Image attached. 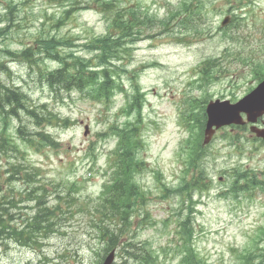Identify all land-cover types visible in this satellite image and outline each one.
I'll use <instances>...</instances> for the list:
<instances>
[{
    "label": "rangeland",
    "instance_id": "rangeland-1",
    "mask_svg": "<svg viewBox=\"0 0 264 264\" xmlns=\"http://www.w3.org/2000/svg\"><path fill=\"white\" fill-rule=\"evenodd\" d=\"M8 1L0 0V15L5 13ZM238 1L202 0L201 14L195 19L198 32L178 29L175 25L167 32L154 18L150 24L155 26L144 31L133 44L132 51L122 56L124 72L116 79L124 91L116 90L105 105L77 90L52 92L41 72L44 74L57 67L58 62L41 56L39 63L34 64L36 54L33 57L21 55L23 49L33 45L37 32L44 28V34L49 31L73 40L71 47L62 50L63 54L72 51L92 58V53L84 49L85 41L106 32L104 14L95 5L87 6L86 0H80L73 6L69 18L58 29H52L51 19L47 17L58 18L62 10L54 0H12L17 6L12 20L0 22V27H5L4 33L0 34V48H8L17 54L0 55V60L9 69L0 73V80L2 84L18 86L28 106L46 104L48 110L73 122L66 127H45L59 141L57 149L41 146L39 151H34L16 137L14 129L20 119L26 132L39 130L32 118L24 113L7 119L5 132L15 138L20 151L26 154V160L41 168L44 181L57 183L66 191L69 185L64 184L76 181L78 189L69 193L75 198L72 203L58 205L61 227L44 239L41 249L44 259L35 245L27 247L12 239H0V264H96L98 257L92 245H98L97 229L92 226L88 213L102 204L98 198L107 178V152L115 143L112 134L102 138L99 134L109 132L111 125L121 124L127 118L122 108L126 102L125 93H133L131 83L139 85L144 97L138 128L145 143L138 148V157L146 165H138L135 179L149 191V199L142 214L132 216L133 224L124 240L138 243L148 240L160 252L156 264H176L179 253L174 251V245L182 241L176 232L177 220L186 216L189 202L177 192H165L161 183L174 187L182 176L190 178L197 172L190 169L185 175L183 171L187 161L183 142L189 132L179 121L178 108H188L187 98L199 102L204 97V111L210 100L236 102L264 78V0H243L242 12L237 19L227 12V8ZM136 3L147 6L149 12L160 19L167 14L166 4L171 9L177 3L179 5L180 0H120V4L126 6ZM225 15L230 16V21L221 26L220 21ZM172 21L175 24L174 20L169 24ZM200 27L203 28L202 37ZM231 33L240 38L237 43L223 38ZM149 34L152 38L147 37ZM230 46L235 48L229 50ZM208 58L220 59L216 67L209 66L212 77L204 81L207 88L197 89L190 82L197 79L200 62ZM252 67L256 68L254 73ZM225 69L230 71L226 78L223 76ZM189 112H193L190 107ZM224 112L230 115V110ZM136 115L134 113L130 119L134 121ZM191 118L194 121L195 116L192 114ZM262 123L264 116L256 126ZM84 124L89 128L86 136H83ZM40 127L44 129V122ZM197 159L198 168H203L202 175L206 174L210 184L208 197H203L204 204H194L200 211L192 213L189 220L193 226L191 244L200 255L199 259L205 260L206 264H264V141L255 138L247 123L244 126L223 124ZM3 162L0 163L2 172ZM6 176L5 173L0 175L2 198L16 194L21 188L17 182H9L11 179ZM232 184L236 189L229 193ZM197 193H192V200L199 198ZM51 202L54 207L56 202ZM10 210L12 224H16L17 217L21 219L25 210L24 214L31 213L30 206L21 211ZM141 218L147 221L139 226ZM253 239L258 240L254 242ZM121 243L116 246L117 251L122 250ZM250 250V261L246 263L244 254ZM124 260V256L116 255V263L121 264ZM125 264L136 263L127 260Z\"/></svg>",
    "mask_w": 264,
    "mask_h": 264
},
{
    "label": "trees",
    "instance_id": "trees-1",
    "mask_svg": "<svg viewBox=\"0 0 264 264\" xmlns=\"http://www.w3.org/2000/svg\"><path fill=\"white\" fill-rule=\"evenodd\" d=\"M69 1L71 2L63 9L58 18H54L53 16L47 17L48 20L51 19L52 29L60 27L69 18L73 6L80 2V0ZM86 1L88 2L87 6L95 5L100 9L108 22L105 35L93 38L85 44V48L87 47L86 49L92 53V58L74 55L72 51L63 54L62 50L71 47L73 40L57 36L56 34H50L49 31L43 34L42 30L38 33L33 45L26 47L25 50L23 49L21 55L25 54V56L33 57L36 54V57L34 56L33 58L34 64L39 63V57L41 56L49 59L53 58L58 62V67L48 69L44 74L41 72V76L45 79V83L52 92L57 94V91L61 90L66 92L77 90L93 101L101 102H108L116 88L121 87L116 78L120 77V72H124V68L120 65V62H123L122 56H127L131 52L129 45L140 38L144 31L155 26L154 24H150L154 18L163 27V30L167 32L172 31L173 25L178 29L198 32V23L195 19L201 14V8L203 7L202 0H182L174 9L168 11L169 16L156 19L155 15L149 13L148 8L140 3L126 6L120 4V0ZM242 1L239 0L235 6L230 4L227 8V12L231 13L234 18L239 19L240 9H242L243 5ZM10 7L12 8L13 5H10ZM12 15L13 13L9 9V12L0 15V21H10L12 20ZM171 20H174L175 24L173 21L169 24ZM4 31L5 27H0V34H3ZM203 35V28L200 27V37ZM223 38L236 43L240 39L236 35L229 36L228 34L223 35ZM233 48L235 47L230 46L229 50ZM226 50L228 48H225ZM2 53L9 55L17 54L8 48H0V55ZM234 53L236 52L234 51ZM218 59L220 58H208L202 61L204 65L201 70L200 66L198 69V73L202 72L200 86H202L203 81L209 80L212 77L209 66L211 65V68L216 67ZM243 61L249 62L247 59ZM222 63L223 60H221ZM255 69L253 68L252 71L254 72ZM0 70V73L9 71L6 64L1 60ZM225 72H228L226 74L228 75L230 71L225 69ZM1 84L0 80V119L4 122L12 115L17 116L18 111H20L25 115H30L34 121V125H40L44 122V128L51 125L66 126L72 123L71 120L62 119L56 113H53L52 110H48L46 104L28 106L29 104L24 101L25 95L20 92L18 86L6 83ZM141 97L142 95L139 93L138 88H136L135 93L128 101L130 109H136L137 114H139ZM203 99L204 97L200 99V102H195L192 105L193 107H197V111L194 113V120L198 131L196 137L192 139L196 148H198L199 142L201 143L202 129L205 122V103ZM7 100L8 102H6ZM19 126L20 128L17 132L21 133V128L24 131V124ZM116 126L113 129V126H110V130L118 136V142L114 151L116 158L112 163L114 168L108 174L109 180L102 186L101 195L98 198V200L102 201L101 206L88 213L91 217L92 226L97 229L98 245H92L94 247L93 251H95L98 257L96 264L101 263L102 258L108 251L120 245V241H122V250H119L117 254L119 257H125V260L121 264H125L127 260H131L136 264H156L159 262L160 252L153 248L148 240H142L139 243L124 240L126 233L132 227V216L134 214H142V209L147 203V193L141 190V186L133 178L138 165L142 164L138 157L140 138L137 135L136 123L127 120L122 126ZM34 135H37L38 138L40 137L41 143H48L52 147L58 145L45 129L42 133L34 132L32 136L30 135L31 137H25L21 134L20 137L25 143L30 144L35 141L36 137ZM100 135H106V132L100 133ZM18 147L5 131L0 133V163L3 160L5 166L3 172L0 171V175L1 173L3 175L4 173L7 174L6 177L11 179L9 182H17L21 186L16 194L4 195L3 198L2 196L0 197V239H12L19 245L28 247L35 245L40 249V253H42L41 257L44 259V253L41 251L44 246V239L53 231H57L56 228L60 230L61 227L60 221L62 219L57 213L60 210L58 205L62 202L72 203L75 198L70 197L69 193L78 189V187L75 182L71 184L63 183L64 185H69L66 191L59 188V184L57 183H44L38 168L21 162L22 160L24 161V157L23 155L20 156ZM202 174L203 168L200 167V176L195 177L193 179L195 181H188L183 186L180 185L179 189H182V191L187 190V192L192 188L201 189L203 184H199V179L203 183ZM15 188H18V186ZM64 191L67 193L64 194ZM51 200L56 202L54 207L50 205L52 203ZM29 206L31 213L30 215H26L24 214L26 212L25 209ZM10 208L20 211L25 210L22 213L21 219L19 218L20 216L15 219L17 220L15 221L16 224H12L13 220L10 219L12 217ZM146 221V218H141L138 225H142ZM178 225L179 228H177L176 232L179 233L183 242L180 245H175L174 251L181 253L182 261L185 264H206L200 261L197 257L198 253L191 244L193 234L191 223L186 219V221L181 223L178 222ZM164 251L165 249H161V252L164 253ZM248 258L246 259L248 260ZM113 264L118 263L114 262Z\"/></svg>",
    "mask_w": 264,
    "mask_h": 264
},
{
    "label": "water",
    "instance_id": "water-1",
    "mask_svg": "<svg viewBox=\"0 0 264 264\" xmlns=\"http://www.w3.org/2000/svg\"><path fill=\"white\" fill-rule=\"evenodd\" d=\"M227 19L223 21L226 23ZM225 109L230 110V115L224 112ZM239 111H245L247 113L248 120L254 121L258 115L264 112V80L258 84V86L247 96L241 99L236 104H229L228 101H211L206 107L207 122L205 128L204 142L209 141L211 135L214 132L213 126L219 127L223 124L235 122L241 123V119L238 115ZM258 136L264 138V129L258 130L252 128ZM113 258V252L105 258L103 264H110Z\"/></svg>",
    "mask_w": 264,
    "mask_h": 264
},
{
    "label": "bare ground",
    "instance_id": "bare-ground-1",
    "mask_svg": "<svg viewBox=\"0 0 264 264\" xmlns=\"http://www.w3.org/2000/svg\"><path fill=\"white\" fill-rule=\"evenodd\" d=\"M3 69H4V68H3ZM3 69H2V70H3ZM0 71H1V70H0ZM3 84H5V83H3ZM1 85H2V84H1ZM1 87H2V86H1ZM3 89H4V88H3ZM5 90H6V89H5ZM8 92H9V91H8ZM14 92H15V90H14ZM17 93H18V92H17ZM18 94H19V93H18ZM18 94H16V95H18ZM7 95H8V94H7ZM7 95H6V96H7ZM8 96H9V95H8ZM18 96H19V95H18ZM20 96H21V95H20ZM10 97H11V96H10ZM22 97H23V96H22ZM0 98H1V97H0ZM6 98H7V97H6ZM6 98H5V99H6ZM17 99H18V97H17ZM6 102H8V100H7ZM2 103H3V102H2ZM14 103H15V102H14ZM23 109H24V108H23ZM5 235H6V234H5Z\"/></svg>",
    "mask_w": 264,
    "mask_h": 264
}]
</instances>
